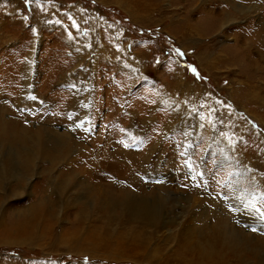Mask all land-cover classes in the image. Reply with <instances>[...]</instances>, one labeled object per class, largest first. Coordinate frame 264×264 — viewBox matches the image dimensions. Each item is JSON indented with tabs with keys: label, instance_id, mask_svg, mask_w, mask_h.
<instances>
[{
	"label": "rangeland",
	"instance_id": "obj_1",
	"mask_svg": "<svg viewBox=\"0 0 264 264\" xmlns=\"http://www.w3.org/2000/svg\"><path fill=\"white\" fill-rule=\"evenodd\" d=\"M0 106L27 136L47 140V119L65 158L24 160L23 134L5 139L19 157L0 173V264H251L204 261L195 230L216 217L264 239V0H0ZM107 139L130 163L105 165ZM167 191L172 224L130 221V194Z\"/></svg>",
	"mask_w": 264,
	"mask_h": 264
},
{
	"label": "bare ground",
	"instance_id": "obj_2",
	"mask_svg": "<svg viewBox=\"0 0 264 264\" xmlns=\"http://www.w3.org/2000/svg\"><path fill=\"white\" fill-rule=\"evenodd\" d=\"M99 27H101L99 29V32H98V36L100 39H102L101 35H103V33L106 36L112 37L113 39L119 38L118 37L119 36L118 29L117 30H115V29L111 30V29L107 28L105 30L106 32H101V30L103 31V27L101 25ZM89 32L91 33V30H89ZM89 32H87L86 38H88L90 36ZM98 36H96V37L99 41L97 39L96 40H97V42H100V39L98 38ZM115 44H113V43L110 44L113 47V49L112 50L110 49V51L113 52V55L116 56V54H117L116 52H118V50H117L118 47ZM125 56L127 57V59H131L133 57L134 60H135V58L138 59V57H139V56L136 57V56H132V55L129 56L127 54H125ZM29 63H30V61H29V57H28L27 64H25V70L27 72V76H29V75L31 76V73H32L31 65ZM178 73H180V74L182 73L181 69L180 70L178 69ZM22 76H24V75H22ZM25 88H27V86ZM76 90H77V92L75 91L76 96L69 101V105L67 106V108L69 109L68 112L69 113H75V111H76L77 112L76 114H78L77 117H83V112L84 113L88 112L87 106L84 102L86 100L81 98L80 95L78 94L79 88L76 87ZM1 107L2 106H0V173L5 171L7 165H8V167H7L8 169L15 167L14 161L16 160V157H19V156L13 150L14 148H12L13 151L12 150L8 151L7 149H6L7 151H5L4 150L5 146L3 144H4V142L9 141V139L5 140L6 138L9 137L10 139H12V136H13V138H15V133H18V132L23 134L20 136L21 137L20 141L17 142L14 139L13 141H11V143H13L16 147H19V149L21 150V152H20L21 154L19 153V155H20V157H21V155H24V158H23L24 160H25V158H27V160H31L33 158H37L38 156L42 160L49 159V160H52L55 162H58V161L65 159V158H61V156L54 151V143H53V140L56 139V136H62L63 134L58 135V134L51 132L50 128L47 125V119H44V121L46 122L45 123L46 129L45 128L44 129L46 130L47 140L41 138L40 132H36V131H35L36 133L33 134V136H27V132H26L25 128L20 126L21 123L18 125L15 122L14 123H10V122L6 123L5 122V121H7L6 119L3 121L2 114H5L4 112L7 110V107L6 106H3L2 108ZM257 121L260 122V120H257ZM74 125L75 126H73L71 129H76L77 127H80L77 124H74ZM84 130H85V128H84ZM122 131H123V136L126 138L130 137L135 132L132 129V125H128L127 128L124 127V129ZM64 135H66V134H64ZM107 140L108 141L106 142V144L102 147L104 150H102V149L98 150L99 154L100 153L103 154V156H101L100 159L103 160L105 165L107 167H111L113 160H114V163L116 161H118L120 163H124L125 161H127L128 163H130V160H131L130 155H128L127 153H125L121 150H118L117 149L118 144H117V142L115 143L114 140L113 141L110 139H107ZM14 141H16V142H14ZM112 142L115 144L113 147V151L107 152V147ZM98 156H100V155H98ZM98 156H96V157H98ZM116 158H118V159L116 160ZM97 160H98V158H97ZM17 163H18V161H17ZM138 163L140 165L136 166V170H140V169L144 170V167H146L145 159L141 157L138 160ZM139 167H141V168L139 169ZM117 168H120V167L117 166ZM131 174L132 173L129 174L128 180H130L129 182L131 183V185H133L134 183H137V179H135L136 176L133 177ZM0 186H1V183H0ZM168 192L169 191H167L165 193V194H167L165 197L163 196L162 199L160 198L161 200H158V198H159L158 197L156 200L157 202L151 201V200L148 202L142 198H138V197L130 194V196H128L124 200V204L127 207V211L129 213L130 221L137 223V224H140V223L143 224L144 223L145 225H147L149 227L150 226L157 227V226H160V224H162V223L172 224L171 221H167V220H164V222H163V217L161 214V212H162L161 210L163 208V205L168 204V202H174L177 200V197L175 195H171V193H168ZM125 193H126V191H125ZM236 206L241 207V204L237 202ZM247 209H249V208H247ZM247 215H248V217L252 218L250 212H248ZM197 217H198V215H197ZM198 219H199V217H198ZM198 219H196V220H198ZM215 220H216V217L214 219V224L212 223L213 225L208 226V224H206L207 226H205V224H203V227L201 229L199 228V230L198 229L195 230V233L198 234L197 235L198 240H197L196 251H198L201 254L200 257L202 259H205L204 261H207L209 259L210 256H208L207 253L210 250H212V252H213L212 256H215L217 261L234 258L235 261L238 260L239 263L245 262V260H250L251 264H264V239H258L256 237L249 236L247 234H244V233L238 231L239 229L236 230V228L235 229L229 228L223 224L224 220H221L223 223L217 221L216 223H219V224L216 225ZM20 230H22V229H14V232H20ZM197 231H200V232L198 233ZM187 240H188V238H187ZM98 241L99 240H97V239H93L90 242L91 243L90 245L94 246L95 248H98L99 247L98 246L99 243H97ZM193 243H195V242H193ZM213 260H214V258L211 257L210 261L213 264H216V262Z\"/></svg>",
	"mask_w": 264,
	"mask_h": 264
},
{
	"label": "snow or ice",
	"instance_id": "obj_3",
	"mask_svg": "<svg viewBox=\"0 0 264 264\" xmlns=\"http://www.w3.org/2000/svg\"><path fill=\"white\" fill-rule=\"evenodd\" d=\"M26 2L31 3V0H26ZM193 71H195V69H193ZM255 211L258 213V218H259L261 221H264V211H261V209H259V208H256ZM251 230H252L253 232H256V231H257L256 228H252Z\"/></svg>",
	"mask_w": 264,
	"mask_h": 264
}]
</instances>
